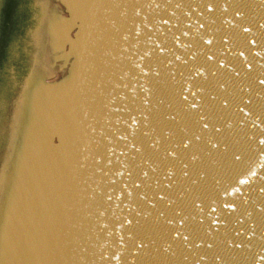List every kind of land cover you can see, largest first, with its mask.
Returning a JSON list of instances; mask_svg holds the SVG:
<instances>
[{"label": "water", "instance_id": "95a60500", "mask_svg": "<svg viewBox=\"0 0 264 264\" xmlns=\"http://www.w3.org/2000/svg\"><path fill=\"white\" fill-rule=\"evenodd\" d=\"M262 81L264 0H0V264H264Z\"/></svg>", "mask_w": 264, "mask_h": 264}, {"label": "snow or ice", "instance_id": "6c2138e0", "mask_svg": "<svg viewBox=\"0 0 264 264\" xmlns=\"http://www.w3.org/2000/svg\"><path fill=\"white\" fill-rule=\"evenodd\" d=\"M262 82H264V81H262ZM241 183H245V181H241Z\"/></svg>", "mask_w": 264, "mask_h": 264}]
</instances>
